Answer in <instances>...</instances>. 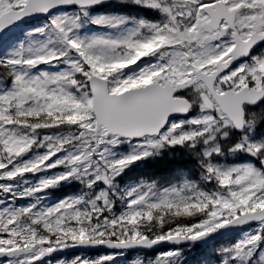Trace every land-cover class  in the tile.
I'll use <instances>...</instances> for the list:
<instances>
[{"label": "snow or ice", "instance_id": "6c2138e0", "mask_svg": "<svg viewBox=\"0 0 264 264\" xmlns=\"http://www.w3.org/2000/svg\"><path fill=\"white\" fill-rule=\"evenodd\" d=\"M101 2L0 0V264L101 247L113 251L46 264H116L132 249L155 255L126 264H186L185 248L156 246L253 222L202 264H216V251L220 264H264V54L253 55L264 0H131L157 20L92 15ZM73 5L23 39L12 33L25 17ZM86 24L114 31L89 34ZM125 142L131 150L119 152ZM177 145L199 161L200 181L181 170L168 186L119 188L130 164ZM69 180L84 187L42 203Z\"/></svg>", "mask_w": 264, "mask_h": 264}, {"label": "trees", "instance_id": "16d2710c", "mask_svg": "<svg viewBox=\"0 0 264 264\" xmlns=\"http://www.w3.org/2000/svg\"><path fill=\"white\" fill-rule=\"evenodd\" d=\"M92 10H102L105 14H117L126 17L144 16L145 19L151 20H157L160 17L158 10L134 4L131 1H117L104 7L93 8ZM93 11H91V14H96ZM197 147L200 148L201 146ZM181 170L187 173L189 179L200 181L201 169L199 168V161L190 155L185 147L177 145L162 149L160 155L152 156L127 168L117 179L122 185L125 184L121 187L122 189L126 188L128 183L140 180H148L149 182L157 180L158 183L169 185L182 179L180 175ZM81 186L82 184L79 181L73 180L68 185H62V189L59 188L55 193L59 196L61 195L59 191L65 190V193L75 194L81 191ZM213 187L214 185L211 183L205 185L206 190H212ZM116 207L119 209V201ZM72 256L69 257L71 258ZM218 257L214 253L210 259L215 260L217 264Z\"/></svg>", "mask_w": 264, "mask_h": 264}, {"label": "rangeland", "instance_id": "374dc122", "mask_svg": "<svg viewBox=\"0 0 264 264\" xmlns=\"http://www.w3.org/2000/svg\"><path fill=\"white\" fill-rule=\"evenodd\" d=\"M68 11H71V10H68ZM58 13H59V12H58ZM58 13H55V14H58ZM53 15H54V14H53ZM48 20H49V18L45 19L44 21H42V22H40L39 24H37L36 27H41V26H43L45 23L48 22ZM131 23H132V22H129V21H128V26H131ZM32 28H34V27H30V28H28V30H31ZM28 30H27V31H28ZM81 31H82V32H87V33L91 34V33H93V32H97V31H114V30H111V29H108V28L91 29V25H89V24L87 25V24H86V25L84 26V28L81 29ZM34 38H36V39L41 38V37H40V34H35V35H34ZM20 39H23V37H20L18 40H20ZM26 43H27V41H26ZM48 66H49V65H41L40 67H41V68L48 69ZM125 143H126V142H125ZM125 143H122V144H125ZM122 144H121V145H122ZM130 150H131V148H130ZM55 171H56L55 169L51 170V172H55ZM49 174H51V173H49ZM40 175H44V173H40V174H38L36 177H33V178H32L33 181L36 180V179H38ZM40 195L44 197V200L42 201V203H47V204H54V203L59 202L60 200L65 199V198H63V199H60V200H58V201L52 202V199H49V200H46V199H45V198H47V197L44 195V193H41ZM20 201H21L20 203H28V202H30V201L27 200V199H26V201H24V202H23V200H20ZM254 229H255V227H254V228H251V229H249V230H254ZM249 230H244V231H242V233L239 234L238 236L234 237V239L231 238V239H229V240H226L225 243H222V244H220V245L217 246V250H218L219 248H221V246H223V247H228V246H230L231 244L235 243L237 240L243 238L244 233H245V232H248ZM218 252H219V251H218ZM136 255H137V254H136ZM257 255H259V253H257ZM219 256L221 257L220 253H219ZM59 258H60V257H59ZM50 259L52 260L53 258H50ZM56 259H58V258H56ZM221 259H222V257H221ZM54 260H55V259H53V261H54ZM44 262L46 263V261H44Z\"/></svg>", "mask_w": 264, "mask_h": 264}, {"label": "water", "instance_id": "95a60500", "mask_svg": "<svg viewBox=\"0 0 264 264\" xmlns=\"http://www.w3.org/2000/svg\"><path fill=\"white\" fill-rule=\"evenodd\" d=\"M107 1H109V0H102V2H101L100 4L105 3V2H107ZM53 10H57V9H53ZM53 10H52V11H53ZM31 17H33V16L25 17L24 20L29 19V18H31ZM246 225H248V224H245V225H237V226H228V227L222 228V229L218 230L217 232L211 234L210 236L204 238L203 240H200L199 242H201L202 244L205 245V244H207L211 239L216 238V237L220 236L221 234L230 233V232L235 231V230H237V229H239V228H241V227H244V226H246ZM165 244H168V243H165ZM159 246H161V245H158V246H156V247H159ZM74 250L84 251V250H106V249H104V248H102V247H101V248H76V249H68V250H65L64 252H67V251H74ZM61 253H63V252H61ZM55 254H57V253H54L53 255H55ZM45 259H46V258H45Z\"/></svg>", "mask_w": 264, "mask_h": 264}, {"label": "flooded vegetation", "instance_id": "af4514ba", "mask_svg": "<svg viewBox=\"0 0 264 264\" xmlns=\"http://www.w3.org/2000/svg\"><path fill=\"white\" fill-rule=\"evenodd\" d=\"M263 48H264V43L261 45V48H260L259 50H261V49H263ZM259 50H258V51H259ZM253 55H254V54H253Z\"/></svg>", "mask_w": 264, "mask_h": 264}]
</instances>
